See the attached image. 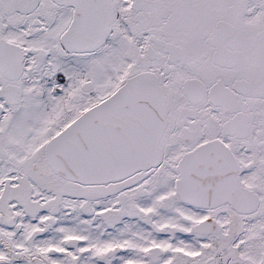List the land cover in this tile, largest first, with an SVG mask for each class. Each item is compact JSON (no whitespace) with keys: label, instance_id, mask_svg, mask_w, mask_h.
I'll return each instance as SVG.
<instances>
[{"label":"snow or ice","instance_id":"snow-or-ice-1","mask_svg":"<svg viewBox=\"0 0 264 264\" xmlns=\"http://www.w3.org/2000/svg\"><path fill=\"white\" fill-rule=\"evenodd\" d=\"M0 264H264V0H0Z\"/></svg>","mask_w":264,"mask_h":264}]
</instances>
